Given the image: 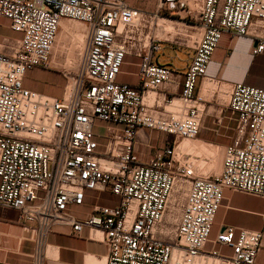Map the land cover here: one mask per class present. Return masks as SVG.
Masks as SVG:
<instances>
[{
	"label": "built area",
	"instance_id": "2783aa9c",
	"mask_svg": "<svg viewBox=\"0 0 264 264\" xmlns=\"http://www.w3.org/2000/svg\"><path fill=\"white\" fill-rule=\"evenodd\" d=\"M192 1L158 5L184 11L201 29L180 93L160 99L156 93L175 76L152 58L161 48L147 31L156 14L125 0H0V19L22 33L0 51V207L33 230V264H42L49 232L85 227L107 243L105 264H195L201 255L217 264H258L264 231L228 226L214 240L211 234L225 189L264 198V84L238 81L230 91L236 136L220 172L198 175L192 161L176 157V142L201 132L206 109L197 83L223 35L248 36L252 55L264 53V0ZM63 19L85 25L86 45L77 71H64L62 96L51 97L25 87L24 77L51 66ZM130 51L140 57L137 86L118 81ZM98 120L108 123L103 148L93 129ZM141 128L174 137L147 162L135 151ZM107 187L119 203L79 219L72 208L84 203L86 190Z\"/></svg>",
	"mask_w": 264,
	"mask_h": 264
},
{
	"label": "crops",
	"instance_id": "0c3cea01",
	"mask_svg": "<svg viewBox=\"0 0 264 264\" xmlns=\"http://www.w3.org/2000/svg\"><path fill=\"white\" fill-rule=\"evenodd\" d=\"M130 6L152 12L149 8L151 0H125ZM188 6H193L192 0H186ZM155 7H158L161 0H154ZM179 13L187 14L184 11ZM63 32L71 29L72 25L66 19L62 20ZM66 29V30H65ZM182 29V28H181ZM78 37L85 40V34ZM22 37L21 32L13 31L9 27L7 18L0 19V51L6 52L5 45L16 43ZM161 47V44L158 43ZM255 43L248 36H238L225 33L219 46L212 54L205 76H201L197 83L196 96L201 99L202 106L206 113L202 119L199 140L205 144L217 146L219 149H226L236 136V117L229 109V93L235 82L245 81L254 86L264 84V53L253 56L251 49ZM187 46V47H186ZM175 46L178 53L170 66L174 71L175 82L168 83L163 91L156 95L162 99L165 96H172L181 91L186 71L194 55L193 45ZM161 49V48H160ZM159 49V50H160ZM152 51L153 60L168 64ZM62 53H55L56 60ZM53 60V62H54ZM140 57L133 51L127 55L122 66V72L118 75V81L137 86L139 82ZM256 63H261V68L256 69ZM66 78L64 72L55 66L35 67L29 70L24 77L25 87L38 91L51 97H61L63 94ZM149 104L153 99L147 98ZM108 123L96 121L93 129L101 148L106 143L105 132L98 130L100 125ZM173 135L155 130L141 128L135 138V151L141 162H147L158 151L162 150L168 141L173 140ZM197 144L183 143L179 149L196 148ZM177 147V146H176ZM205 176V173L196 172ZM214 174V173H211ZM209 174V175H211ZM120 197L107 187L105 189L86 190L84 203L81 206H74L72 211L79 219H85L94 212L96 207L115 206L119 203ZM228 226L240 229L264 231V198L255 195L225 189L224 200L217 212L211 238L214 240L218 233ZM95 231L85 227L80 234L70 233L68 230H54L47 234L46 245L41 254L42 264H88V258H95V262L105 264L108 257V245L103 241L94 238ZM35 234L33 230L25 227L18 219V213L12 209L0 207V261L12 264H33L36 254ZM213 243H208L206 251L212 249ZM223 251L230 252L229 248L223 247ZM208 255H201L200 263L212 264L220 262L219 259H211ZM94 262V261H93ZM258 264H264V238L261 250L257 258Z\"/></svg>",
	"mask_w": 264,
	"mask_h": 264
},
{
	"label": "rangeland",
	"instance_id": "374dc122",
	"mask_svg": "<svg viewBox=\"0 0 264 264\" xmlns=\"http://www.w3.org/2000/svg\"><path fill=\"white\" fill-rule=\"evenodd\" d=\"M148 3H150L147 4L148 7L153 8V11L149 13L156 14L157 16L155 18L156 25L153 26L152 29L147 28V31H151V36L158 39V43L161 44V49L157 50L155 54L163 61H167L168 64L166 65L175 66V64L171 62V59L176 58L178 53L183 52L181 49L177 50L175 46L193 45L194 41L198 39L201 29L196 25H192V23L196 24V21L190 16H185L183 13L180 14L166 8L157 11L158 7H155L154 0ZM66 20L71 23L72 27L65 33L63 32V27L60 26L53 48L51 66L62 69L63 72L66 71V73L71 75L77 71L79 52L86 45V35L85 40H82V38L78 36L82 35L81 33H86V30L82 22L70 19ZM55 53H62V55L54 60ZM260 64L261 63H256L255 68H261ZM235 123L237 125V120ZM98 130L104 133L106 125H100ZM185 142H189L190 144L198 143L199 146L196 148L179 149V146ZM176 146V157L182 160L188 159L192 161L196 172L198 170V172L205 173V175L220 172L225 149H219L217 146L205 144L199 140V136L193 139L179 138L176 142ZM88 259V264H102L101 262H95V258L89 257ZM200 259L201 257L196 258L195 264H199ZM201 264L207 263L201 262Z\"/></svg>",
	"mask_w": 264,
	"mask_h": 264
},
{
	"label": "bare ground",
	"instance_id": "6f19581e",
	"mask_svg": "<svg viewBox=\"0 0 264 264\" xmlns=\"http://www.w3.org/2000/svg\"><path fill=\"white\" fill-rule=\"evenodd\" d=\"M61 23H62V21H61ZM182 29H184V28H182Z\"/></svg>",
	"mask_w": 264,
	"mask_h": 264
},
{
	"label": "water",
	"instance_id": "95a60500",
	"mask_svg": "<svg viewBox=\"0 0 264 264\" xmlns=\"http://www.w3.org/2000/svg\"><path fill=\"white\" fill-rule=\"evenodd\" d=\"M225 229H223V231H224Z\"/></svg>",
	"mask_w": 264,
	"mask_h": 264
}]
</instances>
